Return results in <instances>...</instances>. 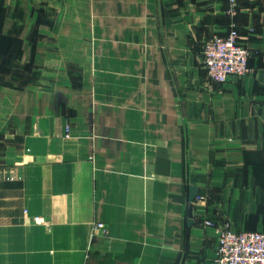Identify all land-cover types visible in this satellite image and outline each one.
Returning a JSON list of instances; mask_svg holds the SVG:
<instances>
[{
  "label": "crops",
  "instance_id": "0c3cea01",
  "mask_svg": "<svg viewBox=\"0 0 264 264\" xmlns=\"http://www.w3.org/2000/svg\"><path fill=\"white\" fill-rule=\"evenodd\" d=\"M60 2L90 72L74 108L0 85V264H214L218 227L264 230V0ZM233 22L250 72L215 82Z\"/></svg>",
  "mask_w": 264,
  "mask_h": 264
},
{
  "label": "rangeland",
  "instance_id": "374dc122",
  "mask_svg": "<svg viewBox=\"0 0 264 264\" xmlns=\"http://www.w3.org/2000/svg\"><path fill=\"white\" fill-rule=\"evenodd\" d=\"M61 9L60 0H0V85L21 99L51 103L57 110L61 104L75 107L76 78L90 72L85 64L91 58L86 48L91 38L77 32L76 19L62 18ZM63 77L67 88L59 96ZM72 122L67 115L66 138L72 136ZM33 220L47 221L39 214Z\"/></svg>",
  "mask_w": 264,
  "mask_h": 264
},
{
  "label": "built area",
  "instance_id": "2783aa9c",
  "mask_svg": "<svg viewBox=\"0 0 264 264\" xmlns=\"http://www.w3.org/2000/svg\"><path fill=\"white\" fill-rule=\"evenodd\" d=\"M230 12L237 11L238 0H229ZM250 50L239 42L236 23L227 34L215 33L204 44L203 65L210 79L224 82L231 75L250 72ZM104 228V223L96 224ZM217 247L214 264H264V230L235 231L228 227L217 228Z\"/></svg>",
  "mask_w": 264,
  "mask_h": 264
}]
</instances>
